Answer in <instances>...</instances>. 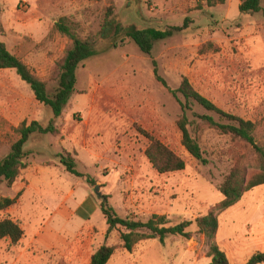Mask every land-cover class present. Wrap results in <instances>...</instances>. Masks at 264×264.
Returning <instances> with one entry per match:
<instances>
[{
    "label": "rangeland",
    "instance_id": "rangeland-1",
    "mask_svg": "<svg viewBox=\"0 0 264 264\" xmlns=\"http://www.w3.org/2000/svg\"><path fill=\"white\" fill-rule=\"evenodd\" d=\"M241 1L209 6L206 0H0V39L48 84L50 94L57 87V65L71 44L53 31L57 21L67 18L82 38L95 37L98 50L80 65L76 91L57 119L50 108L36 101L14 70L0 71V161L17 141L15 130L23 123L48 126L54 121L61 131L59 136L36 134L26 145L32 152L28 167L48 168L25 206L17 204L8 213L0 212V219L18 217L27 208L37 213L32 221L19 217L24 237L18 244L0 240V264H90L102 245L116 247L108 264H210L202 259L208 248L195 223L188 229L191 239L168 236L169 245L160 243L143 258L140 252L151 244L139 243L129 253L122 247L119 232L106 238L101 211L90 222L79 219L75 210L88 192L100 203L103 196L109 197L122 218L146 222L160 208L170 224L177 225L207 215L223 200L217 186L231 168L232 154L243 159L248 175L256 171L257 159L247 146L200 125L189 113L190 131L199 137L210 163L204 166L191 157L177 125L182 108L156 79L152 64L156 62L169 89L176 90L188 78L220 109L255 122L257 137L264 141V16L241 13ZM187 18L188 29L157 42L151 55L124 34L114 33L116 25L163 30L182 26ZM107 21L111 29L102 35ZM193 110L206 113L196 106ZM140 129L180 156L185 169L170 174L154 170L145 155L148 140ZM68 150L78 157L77 170L94 179L95 187L65 171L60 156ZM22 174L16 183L20 184ZM21 183L26 184L25 179ZM14 185L2 183L0 197H16ZM59 186L66 202L55 216L61 204L55 191ZM238 204L260 207L250 221L255 228L262 227L264 186L246 193ZM241 240L232 264H246L256 251L252 238ZM183 248L193 250L192 259L179 255ZM159 250H164L161 257ZM173 252L177 255L172 261L168 255Z\"/></svg>",
    "mask_w": 264,
    "mask_h": 264
},
{
    "label": "trees",
    "instance_id": "trees-1",
    "mask_svg": "<svg viewBox=\"0 0 264 264\" xmlns=\"http://www.w3.org/2000/svg\"><path fill=\"white\" fill-rule=\"evenodd\" d=\"M206 2L209 6H214L218 3L223 4L225 0H206ZM239 10L243 14L262 13L264 16L262 0H242ZM189 23L190 20L187 18L182 26L163 30L116 25L114 33L115 36L124 34L133 40L144 54L151 55L157 42L183 33L188 29ZM110 27L111 24L107 21L101 34L104 35L108 32L111 29ZM53 31L67 38L71 43L65 56L57 65V87L53 94L49 93L48 84L39 79L21 58L9 51L7 45L1 39L0 71L14 70L19 78L31 88L36 101L50 108L53 117L57 119L63 115L72 95L76 91L77 71L80 65L96 56L98 50L96 38L93 36L82 38L67 18H61L57 21L54 24ZM152 64L156 79L170 91L182 108V116L177 125L182 136V145L191 157L204 166L210 163L204 156L199 137L193 136L190 131L189 113L195 117L194 121H199L200 125L247 146L256 157L258 166L254 173L248 175L247 169L243 165V159L232 154L230 156L231 168L221 184L217 186L218 191L223 195V200L216 204L207 215L199 217L195 221L186 220L177 225H171L165 215H152L146 222L122 218L110 205L109 197L103 196L100 209L108 226L106 238L114 231L119 232L123 249L131 253L139 243L148 240L158 239L161 243H164L168 236L182 237L189 240L192 234L188 229L195 223L198 233L204 236L206 240L208 248L206 257L211 260V264H230L226 253L220 249L217 242L219 217L229 208L238 204L246 193L264 186V141L259 140L257 137L258 125L253 121L245 120L220 109L213 101L197 91L186 77L182 79L179 88L176 90L169 89L165 80L159 76L156 62L154 61ZM194 106L199 107L206 113L198 114L194 112ZM15 131L18 139L11 145L8 155L0 161V185L5 183L10 188L16 183L22 172L28 168L27 161L32 152L26 149V145L32 137L36 134L42 136L61 135V131L55 127L54 121H51L48 126H43L37 121L23 123ZM139 132L148 140L145 155L154 170L159 174H170L185 169V161L160 139L146 130L140 129ZM60 164L67 173L77 178H85L88 185L92 187L97 185L94 179L77 170V161L73 154L66 152L65 155H61ZM20 196L21 193L13 199L0 197V212L7 211L15 206ZM23 237L24 231L18 222L9 216L0 219V240L8 239L16 245ZM115 251L116 247L114 246L102 245L93 254L90 264H108ZM246 264H264V252L256 253Z\"/></svg>",
    "mask_w": 264,
    "mask_h": 264
},
{
    "label": "crops",
    "instance_id": "crops-1",
    "mask_svg": "<svg viewBox=\"0 0 264 264\" xmlns=\"http://www.w3.org/2000/svg\"><path fill=\"white\" fill-rule=\"evenodd\" d=\"M74 139H76V137ZM67 152L73 154L74 157L78 159V157L75 156V154L72 151L68 150ZM47 168L48 167H46V166L40 165V166H35V167L30 166L26 170H24V172L22 174V179L20 180V184L16 183L13 187V189L17 192V195L20 193L22 194L20 196V199L18 200L17 204H20V206L21 205L25 206V202L28 201V199L30 197L29 195L31 194V192L35 191L34 189H37L35 187H37L39 185L41 186V178L46 174ZM23 179H25L26 184L21 183ZM73 186L74 185H72V189H73ZM74 190H73V193H76ZM55 191L57 193L56 197L57 198L60 197L59 200L61 201V204L57 207V209L53 213V215L56 216V215L60 214L62 212L61 210H63V208L65 207L66 197L64 196L60 186L56 187ZM100 204L101 203L99 200H97L96 198H93L92 194L87 192L85 197L83 198V200L79 204H77L75 213H77V216L79 219L91 222V220L94 217H96L99 214V212L101 211ZM27 206L28 205H26V207ZM29 208L32 209L33 206L30 205ZM260 209H261L260 207L256 208V207H252V206H249L246 204H243V205L242 204H236L220 215V217H219V230H218V234H217V242H218L220 249L224 253H226V255L230 261V264L233 263L234 257L237 256L238 253L240 252L238 245L242 244L241 238H244V237L252 238V243L256 245L255 246L256 251H255V253H253L254 255L256 253H259V252H261V253L264 252V224L262 225V227L255 228V226H253L252 222L250 221L252 218L251 214L254 212H260ZM28 210L29 209L27 208L25 211L23 210L24 212L20 211V215L18 217L11 216V219L19 222V221H23V218H21V220H20L19 217H26V219L32 221L33 215L35 214L36 210L35 211L29 210L30 214L32 216H29ZM159 210H160V208L158 210H156V212L154 211L153 212L154 215H162V214L165 215V212L161 213ZM8 212H9V210L7 211V213ZM36 215H37V213L34 216H36ZM224 221H225V225L223 226ZM37 223H39L38 220H37ZM240 223H243L242 228H240V226H239ZM103 230H104V234L106 235L107 230H108V226H107V228H104ZM169 241L170 240H167V238H166L164 243L166 245H169ZM141 243H142L143 247L145 245H147V243L151 244V245L147 246L148 247L147 251H145V252L142 251V253L140 252V255L142 254L143 258L147 255H150L151 252L154 253V250L156 249V247L161 245L160 244L161 242L159 240L156 241L155 239H153L152 241L149 240L148 242L144 241ZM137 246H139V244ZM192 251H193L192 249L183 248V250L180 252L179 255H181V257L192 259V257H193ZM163 252H164V250H163ZM163 252L161 250H159L157 255L159 257H161V256H163ZM94 253H95V251H94ZM165 253H167V252L165 251ZM176 255H177L176 252L170 253L168 255V258H170L173 261V259L174 260L176 259ZM202 259L209 260V262L211 264V260L209 258H207L206 256H204Z\"/></svg>",
    "mask_w": 264,
    "mask_h": 264
},
{
    "label": "water",
    "instance_id": "water-1",
    "mask_svg": "<svg viewBox=\"0 0 264 264\" xmlns=\"http://www.w3.org/2000/svg\"><path fill=\"white\" fill-rule=\"evenodd\" d=\"M97 191H98V187H97Z\"/></svg>",
    "mask_w": 264,
    "mask_h": 264
}]
</instances>
